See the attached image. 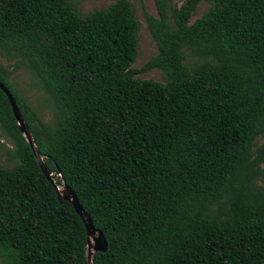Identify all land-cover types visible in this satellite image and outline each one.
I'll return each mask as SVG.
<instances>
[{
  "label": "trees",
  "instance_id": "trees-1",
  "mask_svg": "<svg viewBox=\"0 0 264 264\" xmlns=\"http://www.w3.org/2000/svg\"><path fill=\"white\" fill-rule=\"evenodd\" d=\"M154 3L158 54L136 69L129 0L88 15L69 0H0V53L40 80L52 120L1 63L0 81L56 184L103 232L93 264H264V0ZM154 69L165 82L137 77ZM0 128L18 161L0 163V264H87L86 226L1 88Z\"/></svg>",
  "mask_w": 264,
  "mask_h": 264
},
{
  "label": "rangeland",
  "instance_id": "rangeland-1",
  "mask_svg": "<svg viewBox=\"0 0 264 264\" xmlns=\"http://www.w3.org/2000/svg\"><path fill=\"white\" fill-rule=\"evenodd\" d=\"M82 15H88L97 9H104L117 0H69ZM136 10V17L140 22L138 56L133 67L142 69L154 56L158 54V46L153 39L146 21V13L157 16L154 0H129ZM186 0H173L176 7H180ZM210 9L209 3H202L193 17L192 22L201 18ZM188 65H189V52ZM18 59L8 58L0 53V63L6 67L10 74V81L14 87L30 102L40 117L49 122L54 115V101L47 95L44 87L36 75L27 68L16 69ZM138 78L165 82V74L162 70L140 72ZM264 143V137L258 139L257 144ZM14 144L12 140L0 128V163L5 167H14L17 160L13 157ZM264 168V165L262 166ZM264 186V179L259 182ZM63 186V185H61Z\"/></svg>",
  "mask_w": 264,
  "mask_h": 264
},
{
  "label": "water",
  "instance_id": "water-1",
  "mask_svg": "<svg viewBox=\"0 0 264 264\" xmlns=\"http://www.w3.org/2000/svg\"><path fill=\"white\" fill-rule=\"evenodd\" d=\"M0 88L7 95L9 102L12 106L14 116L18 121L19 129L24 134L25 138L27 139L28 143L30 144V146H31L40 166H41L43 173L55 185L59 200L61 201V203H64V202L71 203L72 206L74 207L75 211L77 212V214L83 220V222L86 226V229H87V237H88L87 264H93L94 253H96V252L105 253L108 251V242H107L103 232L101 230L95 228L92 219L89 217V215L82 208L77 195L68 185H66L65 182L62 184L63 190L62 191L59 190V187L56 184L55 179L53 178V173H51L47 169L45 163L42 160V157H41V155L37 149V146L35 145V142L33 140L31 131H30L29 127L27 126V124L25 123V121L21 115V112L19 110V107L17 106V103H16L12 93L7 88V86H5V84H3L1 81H0ZM59 178L63 179L62 176H59Z\"/></svg>",
  "mask_w": 264,
  "mask_h": 264
},
{
  "label": "bare ground",
  "instance_id": "bare-ground-1",
  "mask_svg": "<svg viewBox=\"0 0 264 264\" xmlns=\"http://www.w3.org/2000/svg\"><path fill=\"white\" fill-rule=\"evenodd\" d=\"M59 190L62 191L63 190V186H58Z\"/></svg>",
  "mask_w": 264,
  "mask_h": 264
}]
</instances>
